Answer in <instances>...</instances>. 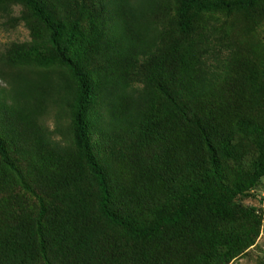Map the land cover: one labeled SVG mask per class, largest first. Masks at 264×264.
Returning a JSON list of instances; mask_svg holds the SVG:
<instances>
[{
  "label": "trees",
  "instance_id": "obj_1",
  "mask_svg": "<svg viewBox=\"0 0 264 264\" xmlns=\"http://www.w3.org/2000/svg\"><path fill=\"white\" fill-rule=\"evenodd\" d=\"M0 20L31 35L0 52V264L256 244L264 0H0Z\"/></svg>",
  "mask_w": 264,
  "mask_h": 264
},
{
  "label": "rangeland",
  "instance_id": "obj_2",
  "mask_svg": "<svg viewBox=\"0 0 264 264\" xmlns=\"http://www.w3.org/2000/svg\"><path fill=\"white\" fill-rule=\"evenodd\" d=\"M0 20V52L4 51L12 43H23L31 39L30 30L22 22L16 27L2 25ZM0 85L5 83L0 80ZM47 118L48 125L53 124L54 114ZM245 203L258 208L257 213L261 218V231L254 246L249 248L243 255L232 261L230 264H264V178L262 183L252 191V196L245 200Z\"/></svg>",
  "mask_w": 264,
  "mask_h": 264
}]
</instances>
